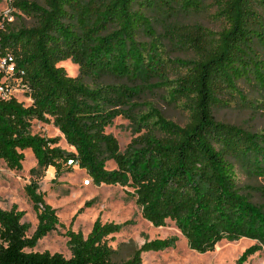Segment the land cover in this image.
<instances>
[{
  "label": "trees",
  "instance_id": "obj_1",
  "mask_svg": "<svg viewBox=\"0 0 264 264\" xmlns=\"http://www.w3.org/2000/svg\"><path fill=\"white\" fill-rule=\"evenodd\" d=\"M9 7L12 16L34 21L17 30L9 21L0 25V58H11L10 79L31 103L0 95V161L20 170L29 149L39 167L54 168L56 176L77 165L95 185L130 187L143 218L154 227L173 221L193 251H213L223 240H255L236 263L247 264L264 247V205L241 190L236 169L264 176V133L219 121L215 109L224 96L240 94L239 82H254L264 94V0H9ZM204 14L220 29L192 22ZM165 46L190 56L165 58ZM69 59L79 76L58 65ZM6 76L0 70V83ZM105 76L116 82H86ZM153 86L166 87L188 121L181 126L152 109L142 117L147 131L121 153L106 128ZM34 120L55 126L74 151L57 146L58 137L32 133ZM108 161L116 168L108 169ZM26 193L37 228L28 237L24 212L0 207V264H142V253L176 241H146L117 262L108 237L130 222L97 219L86 237L67 230L69 258L32 251L59 219L37 180Z\"/></svg>",
  "mask_w": 264,
  "mask_h": 264
},
{
  "label": "rangeland",
  "instance_id": "obj_2",
  "mask_svg": "<svg viewBox=\"0 0 264 264\" xmlns=\"http://www.w3.org/2000/svg\"><path fill=\"white\" fill-rule=\"evenodd\" d=\"M44 4V0H37ZM11 8L7 0H0V14H8L12 21L0 19V25L9 21L10 28L17 30L21 26H32V18H18L11 15ZM192 22L200 23L207 29L216 31L221 23L207 14L194 17ZM165 58H185L190 53L178 48L165 46L162 50ZM63 67L71 77L80 74L79 66L71 59L58 64ZM171 80L173 77L168 76ZM160 79L154 81L159 83ZM89 84L115 83L108 76L86 78ZM8 96L15 97L26 106L31 100L25 91L18 86L17 81L8 80ZM164 85V84H161ZM147 89L149 92L142 95L137 101L131 102L125 113L116 117L113 123L106 128V133L114 136L118 143L120 152L124 153L131 141L147 131L143 125L147 114L153 109L160 112L167 119L184 126L188 121L187 112L177 102L170 99L166 87ZM239 93L223 97L224 103L215 109L216 118L219 121L240 126L246 130L264 133V94H260L254 82H239ZM259 102L258 104H255ZM156 118H151L149 123L154 124ZM147 123V121H146ZM32 133L44 135L49 138L58 137L57 146L72 152L58 129L52 124L42 123L34 120L32 122ZM25 159L20 170L9 169L3 161H0V207L9 210L13 205L24 212L21 220L27 224L29 229L27 236L31 237L38 224L37 215L33 209V203L26 193V187L32 180L38 181L39 192L44 194V199L56 210L59 224L56 229L40 239L32 251L61 253L69 258L71 251L68 246L67 230L82 233L85 237L90 233L95 221L100 219L102 223L115 222L122 224L130 222L123 227L119 233L108 237L109 245L116 250L115 260L122 262L128 260L133 253L146 241L157 238H176L172 247L158 252L142 253V264H236L241 254L250 246L256 244L255 240L241 238L237 241L223 240L219 242L213 251L198 253L189 248L187 240L182 235L173 221L167 220L162 227H154L142 216L139 208L129 192L130 187L121 185H95L91 182L86 172L73 165L66 167L63 173L56 176L52 167L46 170L39 167L31 150H25ZM71 164V163H69ZM108 169L116 168L113 161L106 164ZM237 182L241 190L247 194L252 201L264 205V176H254L238 166ZM90 180L88 184L86 181ZM1 244V241H0ZM30 251V250H28ZM247 264H264V247L250 256Z\"/></svg>",
  "mask_w": 264,
  "mask_h": 264
},
{
  "label": "built area",
  "instance_id": "obj_3",
  "mask_svg": "<svg viewBox=\"0 0 264 264\" xmlns=\"http://www.w3.org/2000/svg\"><path fill=\"white\" fill-rule=\"evenodd\" d=\"M9 2V0H7ZM0 19H8L12 21V18L8 17V14H4L3 16L0 14ZM11 58L8 60L6 58H0V70L4 71L6 73V77L3 79V81L0 83V95H3L5 97H8L7 92H8V80L11 81L10 75L14 71V66L11 63H8ZM71 163V161L69 162ZM88 184L90 183V180L86 181Z\"/></svg>",
  "mask_w": 264,
  "mask_h": 264
}]
</instances>
